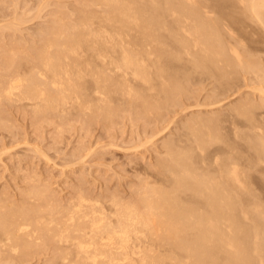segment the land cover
Segmentation results:
<instances>
[{"label":"bare ground","instance_id":"bare-ground-1","mask_svg":"<svg viewBox=\"0 0 264 264\" xmlns=\"http://www.w3.org/2000/svg\"><path fill=\"white\" fill-rule=\"evenodd\" d=\"M97 2L107 10L71 30L40 27L34 71L0 77V96L58 114L67 105L110 112L113 103L151 99L159 109L177 103L190 78L212 75L225 92L239 70L260 79L254 90L261 96L233 101L223 116L185 122L184 143L159 163L164 171L139 200L80 191L66 205L35 206L34 215L31 204L0 207V253L26 256L49 242L57 264H264V33L257 26L264 30V0Z\"/></svg>","mask_w":264,"mask_h":264},{"label":"rangeland","instance_id":"rangeland-1","mask_svg":"<svg viewBox=\"0 0 264 264\" xmlns=\"http://www.w3.org/2000/svg\"><path fill=\"white\" fill-rule=\"evenodd\" d=\"M96 3H98L97 0H0V56L5 54L0 57V66L3 68H0V77H7L18 71L24 72L23 75L34 71L35 58H38L37 48L40 46L42 48L45 38L41 30L44 28L51 30L53 27L71 30L72 25H77L80 18L89 17V14L93 12L98 13L100 9L101 12L107 10L104 4L98 7L100 4L96 5ZM19 13L22 14L20 17H18ZM22 17L21 21L16 20ZM4 24H10V26ZM15 26L19 27L15 28ZM257 26L261 27L259 29L264 33L262 26ZM40 27L41 30L37 33ZM21 42L22 44H19ZM24 51L27 55L22 53ZM260 54L264 56V52ZM14 59H17L16 64ZM26 67L32 69L28 71ZM239 71L240 77L233 79L234 84L231 83L233 86H227L228 93L227 88L224 92L219 87L214 76L206 75L207 77L203 78L195 76L187 80V88L184 87L186 90L177 89L178 99L174 100L177 103L170 100L172 102L162 103V107L157 109L150 104V102L153 103V99L148 101L150 107L147 103L140 101L134 104L127 102L125 104L129 105L126 106L117 102L109 107L108 111L113 114L94 109L91 111L76 105H70V107L67 105V111L64 112L66 115L62 112L58 114L53 109L48 112H36L29 100L17 99L16 101L15 98L11 100L1 94L0 99L2 96L3 98L0 100V112H3L0 113V207H9L10 204L14 208L17 206L16 208L27 209L23 206L27 207L31 204L33 207H29L33 211L30 214L34 215V209L39 208H34L35 206L66 205L80 191L93 198L107 199L116 193L115 195L124 199L139 200L143 196L144 186L153 184L152 182L161 174L160 171L163 168L159 163L165 162L166 159L170 160V155L174 153L173 146L177 142L184 143L182 136L185 137V122L197 116H223L226 111H229V104L234 103L233 101L247 96H261L258 90H254L256 88L254 86L262 85L261 81H257L259 78L254 73ZM8 72L11 73L8 74ZM26 102L29 104L27 105ZM73 106L76 108L74 109ZM144 107L149 110L146 111ZM138 108L140 110H137ZM169 153L171 154L168 155ZM38 186L42 187L37 188ZM140 186L142 191L138 189ZM30 193L33 196L31 194L29 197ZM42 196L43 199H41ZM48 243H42L43 245L37 246L38 248L26 256L21 254L16 256L9 250H1L0 264H57L54 258L57 251L53 243ZM40 246H43L42 249ZM32 254L35 256L33 257Z\"/></svg>","mask_w":264,"mask_h":264}]
</instances>
